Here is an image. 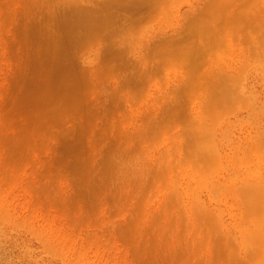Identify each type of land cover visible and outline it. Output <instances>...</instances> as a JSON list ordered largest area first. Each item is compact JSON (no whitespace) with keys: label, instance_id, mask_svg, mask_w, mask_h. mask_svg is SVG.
<instances>
[{"label":"rangeland","instance_id":"1","mask_svg":"<svg viewBox=\"0 0 264 264\" xmlns=\"http://www.w3.org/2000/svg\"><path fill=\"white\" fill-rule=\"evenodd\" d=\"M0 264H264V0H0Z\"/></svg>","mask_w":264,"mask_h":264}]
</instances>
